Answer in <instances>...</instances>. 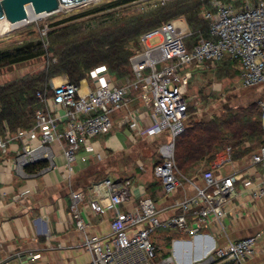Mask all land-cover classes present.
<instances>
[{
  "label": "built area",
  "instance_id": "built-area-1",
  "mask_svg": "<svg viewBox=\"0 0 264 264\" xmlns=\"http://www.w3.org/2000/svg\"><path fill=\"white\" fill-rule=\"evenodd\" d=\"M172 1L175 0L161 3ZM208 4L201 16L208 21L215 39L200 37L190 44L188 39L193 32L188 23L175 18L140 35L129 58L133 78L116 79L106 65H100L88 73L86 92H82L80 84L69 80L57 85L51 81L50 90L37 93L42 105L35 110L32 127H18L15 131L7 124L4 127L5 135L0 136V176L14 173L30 178L59 169L64 178H70L78 168V151L82 146L88 153L103 156L95 139L114 130L113 113L127 106L136 92L142 106L130 110L118 121V126H128L133 140L137 136L168 134L171 137L159 147L164 160L155 167V174L164 193H173L179 184L175 139L186 130L190 106L200 111L198 97L189 95V81L196 71L215 69L227 57L239 62L242 86L262 88L259 104L264 126V0H209ZM47 29H44L46 36ZM57 144L59 150L54 148ZM58 153L66 159L63 166L55 160ZM251 161L252 167L260 165L262 169L255 179L245 174L221 179L212 170L205 171L206 186L178 203L181 213L164 221L159 219L153 199L137 200L130 181L107 178L95 183L92 187L95 197L87 204H84L85 190L74 189L71 217L77 229L85 230L91 224L81 207L98 216L112 213L111 234L93 235L85 240V247L92 253V264H179L171 256L156 258L154 231L177 228L194 236L213 221L224 228L223 220L232 200L241 197L250 205L264 197V146L252 154ZM42 162H48L47 166L37 173H27V167ZM139 188L144 196V188ZM24 193L15 194L14 199ZM5 196L3 192L2 197ZM135 201L137 205L132 208L121 209L125 203ZM239 214L241 210L235 212L236 217ZM189 215L195 223L189 224ZM262 240L264 230L222 246L214 244L203 257L187 264H245L264 249ZM22 257L21 264H34L41 254L29 252Z\"/></svg>",
  "mask_w": 264,
  "mask_h": 264
},
{
  "label": "crops",
  "instance_id": "crops-1",
  "mask_svg": "<svg viewBox=\"0 0 264 264\" xmlns=\"http://www.w3.org/2000/svg\"><path fill=\"white\" fill-rule=\"evenodd\" d=\"M195 41L191 37L188 39L190 44ZM236 66L240 72L232 80L238 88L247 89L241 84V69L238 61ZM66 80H69L66 75L51 79L55 85ZM191 80L188 84L189 95L198 97V94L190 89ZM220 84L221 82L214 86L220 88ZM80 87L82 92H86V78L80 82ZM248 89H254L257 93L260 106L262 88ZM227 100L229 98L225 101ZM223 102L217 105L223 106ZM141 106L142 100L134 92L133 100L123 109L113 113L114 130L95 139L97 145L103 150V156L98 157L88 153L82 146L78 151V168L70 178H64L59 169L30 178H21L14 173H4L0 176V200H2L0 202V264H21L24 260L22 256L29 252L41 254V258L34 264H92V253L85 247V240L93 235L108 237L111 234L112 213L98 216L94 215L89 208L81 207L85 215H89L91 224L85 230L77 229L71 217V192L74 189L85 190L87 197L84 204H87L92 197H95L92 190L95 183L107 178L123 182L130 181L137 200L142 197L153 199L158 210V217L164 221L181 213L178 203L193 197L198 188L206 186L203 173L207 170H212L215 176L221 179L239 174L255 179L261 174L260 165L252 167L251 157L264 146V134L262 143L254 141L244 143L243 148L247 150L246 153L241 154L228 146L219 150L211 161L205 159L188 173L181 176L177 174L178 187L173 193L165 194L161 180L155 174V167L164 160L159 151L160 145L169 141L171 137L168 134L137 136L133 140L129 137L131 130L128 126H118V121L130 110ZM227 110L218 115L210 114L201 117L204 114L198 113L196 107L190 106L186 127L193 121H210L215 117L223 116ZM3 122L4 127L7 124L11 129L7 120ZM33 123L34 120L32 125ZM4 127L0 131V136L5 135ZM54 148L59 150L60 146L57 144ZM55 160L59 166H63L66 162L65 157L60 153ZM43 163H45L44 166L48 164V162ZM35 166L36 164L27 167V173L34 174L42 168L36 169ZM236 186L239 187L240 182H237ZM139 187L144 188V196L140 194ZM3 192H6L5 197H2ZM19 192L25 193L18 199H14V195ZM232 201L227 216L223 220L224 228L213 221L202 226L200 233L194 236L177 228L155 230L152 240L157 246L156 258L171 256L177 263L187 264L196 258L203 257L207 248L214 244L222 246L230 240L246 238L264 230V197L250 205H247L241 197ZM133 205H137V201L127 202L121 209L128 210ZM237 210H241L238 217L235 216ZM194 221L195 219L189 215V224L196 222ZM260 244L264 245V240ZM245 264H264V249L257 252Z\"/></svg>",
  "mask_w": 264,
  "mask_h": 264
},
{
  "label": "trees",
  "instance_id": "trees-1",
  "mask_svg": "<svg viewBox=\"0 0 264 264\" xmlns=\"http://www.w3.org/2000/svg\"><path fill=\"white\" fill-rule=\"evenodd\" d=\"M133 1L137 0L105 2L80 15L51 24L47 33L48 47L39 40L1 51L0 67L12 66L42 55H47L48 62L38 72L0 85V131L4 127V120L8 121L11 129L20 126L29 128L35 110L42 105L37 93L50 90V80L57 76L66 75L70 82L80 84L92 69L106 65L111 76L116 79L133 78L129 61L133 51L129 45L136 44L141 34L166 21L184 16L193 32L191 39L197 40L201 36L206 40L215 39L210 34L208 21L201 16L203 7H209V0L172 1L142 14L131 13L127 8L121 11L117 9ZM85 17L88 18L86 22L105 18L112 21L103 22L98 28L83 33L84 21H78ZM236 64L235 59L227 57L219 62L218 69L222 65L226 75L237 74L240 70ZM261 115V106L252 103L247 107L230 108L223 116L210 121L191 122L176 138L177 174L181 176L188 173L205 159L211 161L225 147L231 146L243 154L247 151L243 148L246 141L262 143L264 128ZM44 165L42 162L36 164L35 168Z\"/></svg>",
  "mask_w": 264,
  "mask_h": 264
},
{
  "label": "rangeland",
  "instance_id": "rangeland-1",
  "mask_svg": "<svg viewBox=\"0 0 264 264\" xmlns=\"http://www.w3.org/2000/svg\"><path fill=\"white\" fill-rule=\"evenodd\" d=\"M111 1H116V0L92 1L84 5H78L70 8H63L60 11L48 14L47 16L37 18L34 21H31L28 24L17 28L15 31L8 32L4 36H1L0 52L14 49L17 46L24 45L25 43H28L30 41H39V40H42L45 46L48 47L49 42L47 36L44 35L45 27L48 28L47 29V33H48L49 29H51L50 28L51 24L59 21H64L65 19L74 17L75 15H80L86 12L87 9L97 7L105 2H111ZM162 1L163 0H137L131 2L129 5L118 7L117 9L121 11L124 8H127L128 11L131 13L142 14L145 12L158 9L159 7H162L163 6L161 3ZM86 19L88 18L86 17L80 18L78 21V22L84 21L83 22L84 25L82 27L83 33L88 32L90 29L98 28L99 25L102 24L103 22L112 21L105 18L102 19L101 21L97 19L86 22ZM176 19L177 20L184 19L186 21V18L184 16H180ZM151 43H155V40H152ZM129 47L133 51V49L135 48V43H131ZM55 60L56 58L54 59V61ZM47 62H48L47 55H42L39 58L28 60L18 65L0 67V84H3L11 80H16L27 74L38 72L46 67ZM218 67L219 64L215 69L207 70L204 72H199V71L195 72L196 74L194 73L195 75L193 76L190 82L191 91L198 94L200 111L199 110L197 111L200 114H204V116L201 117H206L210 114L218 115L226 109L243 107V106L247 107L252 103L258 105V97L254 89L238 88V86L234 84V81L232 80L234 79V77L237 76V74L231 73L229 75H226L225 74L226 71L222 70L223 66L221 65L220 67L221 70L220 68L218 69ZM234 68L235 67H233V69ZM220 82H221L220 88H216L217 86L215 87L214 85ZM228 98L229 100L225 101ZM222 101H224L223 106L217 105L219 102ZM185 123H187V120L185 121ZM262 124H263V120H262Z\"/></svg>",
  "mask_w": 264,
  "mask_h": 264
},
{
  "label": "water",
  "instance_id": "water-1",
  "mask_svg": "<svg viewBox=\"0 0 264 264\" xmlns=\"http://www.w3.org/2000/svg\"><path fill=\"white\" fill-rule=\"evenodd\" d=\"M92 0H0V23L7 19L18 22L36 13H54L63 6L72 7L84 5Z\"/></svg>",
  "mask_w": 264,
  "mask_h": 264
},
{
  "label": "bare ground",
  "instance_id": "bare-ground-1",
  "mask_svg": "<svg viewBox=\"0 0 264 264\" xmlns=\"http://www.w3.org/2000/svg\"><path fill=\"white\" fill-rule=\"evenodd\" d=\"M92 1H97V0H92ZM72 7H74V6H72ZM63 8H70V7H66V6L64 7L63 6L61 9H63ZM47 15H48V13H44V12L36 13L35 15L27 16L25 19H22L18 22H14V23L10 22L7 19H4L0 23V37L4 36L8 32L15 31L17 28L24 26V25L28 24L29 22L34 21L37 18H41V17L47 16Z\"/></svg>",
  "mask_w": 264,
  "mask_h": 264
}]
</instances>
